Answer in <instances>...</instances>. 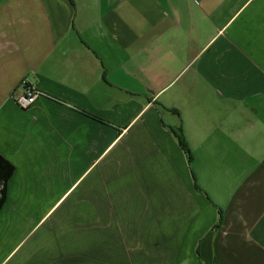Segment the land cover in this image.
Returning <instances> with one entry per match:
<instances>
[{
	"label": "crops",
	"instance_id": "crops-1",
	"mask_svg": "<svg viewBox=\"0 0 264 264\" xmlns=\"http://www.w3.org/2000/svg\"><path fill=\"white\" fill-rule=\"evenodd\" d=\"M0 154V264H264V0H0Z\"/></svg>",
	"mask_w": 264,
	"mask_h": 264
},
{
	"label": "trees",
	"instance_id": "trees-1",
	"mask_svg": "<svg viewBox=\"0 0 264 264\" xmlns=\"http://www.w3.org/2000/svg\"><path fill=\"white\" fill-rule=\"evenodd\" d=\"M182 147L190 154L182 129L176 133ZM14 165L0 154V210L6 200L7 184L14 173Z\"/></svg>",
	"mask_w": 264,
	"mask_h": 264
},
{
	"label": "built area",
	"instance_id": "built-area-1",
	"mask_svg": "<svg viewBox=\"0 0 264 264\" xmlns=\"http://www.w3.org/2000/svg\"><path fill=\"white\" fill-rule=\"evenodd\" d=\"M23 85L24 90L20 93H13L12 99L21 109H29L44 96V93L28 81H24Z\"/></svg>",
	"mask_w": 264,
	"mask_h": 264
}]
</instances>
